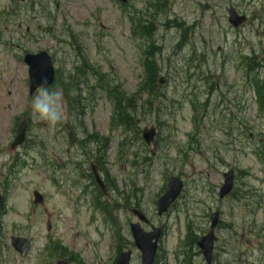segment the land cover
<instances>
[{"label":"rangeland","instance_id":"rangeland-1","mask_svg":"<svg viewBox=\"0 0 264 264\" xmlns=\"http://www.w3.org/2000/svg\"><path fill=\"white\" fill-rule=\"evenodd\" d=\"M152 1L0 0V264H55L61 256L70 264H115L121 250H132L131 264H141L130 233L138 221L133 208L149 220L145 230L162 228L155 264H188V257L205 264L196 246L185 245L187 227L206 234L216 210L222 226L214 264H264V118L254 85L264 83V0H170L159 13ZM229 7L247 17L238 29L228 22ZM140 23L151 28V39ZM150 47L158 68L153 97L145 87ZM44 50L64 79L77 81L82 73L75 68L87 70L84 85L72 91L75 117L63 96L64 119L55 126L29 107L23 56ZM245 58L254 59L252 70L241 66ZM213 84L219 89L211 91ZM112 88L136 99L141 130L155 126V156L135 134L112 125ZM23 117L27 142L13 151ZM85 131L107 140L100 169L108 197L90 183L94 146L83 150L76 135ZM231 168L237 194L220 201ZM175 175L184 180L183 193L158 217L156 202ZM36 190L42 205L33 203ZM12 236L32 241L27 258L13 250Z\"/></svg>","mask_w":264,"mask_h":264},{"label":"water","instance_id":"water-1","mask_svg":"<svg viewBox=\"0 0 264 264\" xmlns=\"http://www.w3.org/2000/svg\"><path fill=\"white\" fill-rule=\"evenodd\" d=\"M126 1V0H122ZM229 23L238 28L243 25L246 21L245 16H240L236 9L233 7L229 8ZM25 64L29 67V95L32 96L34 92L42 84L51 87L56 80V71L53 64V59L48 52L42 51L38 54H27L24 57ZM28 121L26 118H22L17 125L16 135L14 141L11 144V148L15 150L17 147L21 146L27 138ZM143 138L148 146H153L152 153L154 154L158 142L159 136L156 133L155 127L146 128L143 131ZM95 178L97 184L100 186L104 194H107V188L103 181L100 179L99 174L96 169H94ZM183 189V182L180 178L172 177L167 184L165 194L158 201V215L161 216L163 213L167 212L169 207L175 202L179 197ZM233 189V172L225 175V182L223 187L220 189L219 197L222 199L228 195ZM34 204H42L43 196L38 191L33 193ZM1 195H0V205H1ZM142 221H146L145 217L138 211L134 212ZM218 213L212 215V226L208 235L201 237L198 240V246L202 249L203 254L207 260L208 264H211L213 244H214V229L218 223ZM50 227V224H48ZM132 234L135 240L136 247L142 253V264H154L155 255L157 252L158 240L160 238V229H154L153 232H145L140 224L131 225ZM12 246L14 249L22 256L25 257L31 247V242L29 239L22 237H13ZM131 259V252H123L120 254L117 264H129ZM57 264H68L66 261L58 262Z\"/></svg>","mask_w":264,"mask_h":264},{"label":"trees","instance_id":"trees-1","mask_svg":"<svg viewBox=\"0 0 264 264\" xmlns=\"http://www.w3.org/2000/svg\"><path fill=\"white\" fill-rule=\"evenodd\" d=\"M152 8H154L158 13L166 11L168 9L170 0H153L152 1ZM178 24V23H177ZM178 28H183L182 24H179L177 26ZM142 32L145 36L151 39V28L148 25H141ZM153 49V48H152ZM152 49L150 52H147V55L150 57L147 58L145 62L146 72L147 74V82L145 84V87L149 89L150 96L153 97L155 94V87H157L156 78L158 76V68L156 67L154 61L150 59L153 57V51ZM253 69V66H252ZM79 72H81V76H83V83L85 82L84 77L85 72L82 68L77 69ZM80 77L77 81L74 80L72 76H70V79H64L62 75L58 72L57 75V81L54 85L55 88H61L63 90V96L68 102L69 105V113L71 117H75L73 114H71L72 111L75 110V104L76 98L73 97L72 91L73 89H78V86L80 85ZM82 84V83H81ZM255 93L257 95V104L259 108V112L261 116L264 118V83H261L260 80L255 79ZM110 98H112L115 102V112L113 119L116 120V123L123 126L126 131H130L133 134L136 135L137 138L141 139V130L140 126L136 124V121H138L139 116L137 115V107L132 106L133 102L135 103V98H128L125 93L122 91L112 88L111 90L107 91ZM148 105L152 104L151 102H147ZM148 108V107H147ZM76 116H78V119L81 118L82 114L78 113L76 111ZM89 139L95 140L94 137H90ZM97 146H96V155L94 158L96 159V163L101 165V159H102V149L103 151L106 150L105 148V142L102 139H97ZM196 236L192 234V232H189V245L192 246L196 242Z\"/></svg>","mask_w":264,"mask_h":264},{"label":"clouds","instance_id":"clouds-1","mask_svg":"<svg viewBox=\"0 0 264 264\" xmlns=\"http://www.w3.org/2000/svg\"><path fill=\"white\" fill-rule=\"evenodd\" d=\"M62 98V89L50 90L46 83L42 84L29 101L32 115L39 120L46 121L50 126L57 125L64 119Z\"/></svg>","mask_w":264,"mask_h":264}]
</instances>
